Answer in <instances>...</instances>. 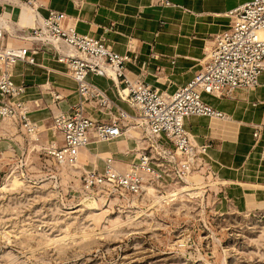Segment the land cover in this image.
I'll return each mask as SVG.
<instances>
[{
  "label": "rangeland",
  "instance_id": "374dc122",
  "mask_svg": "<svg viewBox=\"0 0 264 264\" xmlns=\"http://www.w3.org/2000/svg\"><path fill=\"white\" fill-rule=\"evenodd\" d=\"M73 87L70 98L77 100L69 107L78 103ZM125 105L139 117L134 106ZM37 110L28 117H49L47 109ZM17 120L0 119V264H264V189L247 186L260 171L214 161L210 150L222 145V136L197 135L201 144L193 137L196 145L209 147L186 165L174 150L172 156L161 150L146 129L133 128L140 124L134 117L124 119L120 138L133 140V149L114 157L141 168L146 154L154 169L138 192L86 189L83 172H97L107 157L101 145L95 144L96 155L88 152L82 166L62 167L52 154V142L59 147L62 138L47 131L52 117L40 123L45 132L37 143ZM165 138L158 143L167 145ZM255 140L247 159L263 165L264 144Z\"/></svg>",
  "mask_w": 264,
  "mask_h": 264
},
{
  "label": "crops",
  "instance_id": "0c3cea01",
  "mask_svg": "<svg viewBox=\"0 0 264 264\" xmlns=\"http://www.w3.org/2000/svg\"><path fill=\"white\" fill-rule=\"evenodd\" d=\"M34 1L39 17L46 16L50 9L63 11L76 24L79 32L103 36L115 51L128 54L131 59L125 63V73L130 79L142 78L161 91L174 92L202 69L203 60L213 44L212 37L228 28L232 21L228 13L249 0H170L171 5H165L161 0ZM27 12L31 17L25 16ZM0 18H3L0 22L5 23L9 45L37 49L34 53L35 64L19 62L14 68L13 79L16 83L24 82L28 85V95L24 96L28 113L40 108L48 110L46 115L49 117H44V113L36 118L31 116L35 119L31 120L39 123L40 132H45L40 123L60 111L68 110L70 104L77 100L76 96L70 98L73 86L77 87V84L72 81L74 79L71 80L66 65L58 60L69 48L64 43H55L56 48L20 37L35 23L32 9L24 0L0 1ZM89 80L103 89L118 105L131 111L125 105L127 101L120 99L111 79L90 75ZM260 83L256 88L239 89L230 97L217 98L204 94V100L225 112L229 119L193 116L186 120V128L199 144L197 135L222 136V145L210 150L214 161L227 168L243 167L249 172L258 169L260 173L254 178H258V185L254 183L256 185L247 186L264 189V164L247 159V155L256 146V131L259 132L261 145L264 144V74ZM116 93L118 100L115 98ZM56 95L61 98L58 100ZM85 105L92 118L109 119L105 113L106 116L96 113L98 107L94 102ZM89 108H93V112ZM98 110L104 111L100 108ZM48 130L52 131L51 126ZM38 141L39 135L35 143ZM116 141L118 143L115 145H105V142L92 139L87 147L81 149L79 165L86 163L88 152L96 155L89 146L100 144L101 153L107 157L97 169H103L108 157L116 160L118 168L125 169L126 164L114 155L129 154L133 149V140L130 142L120 138ZM138 155L139 152H135L132 157L137 159Z\"/></svg>",
  "mask_w": 264,
  "mask_h": 264
},
{
  "label": "built area",
  "instance_id": "2783aa9c",
  "mask_svg": "<svg viewBox=\"0 0 264 264\" xmlns=\"http://www.w3.org/2000/svg\"><path fill=\"white\" fill-rule=\"evenodd\" d=\"M161 1L171 5L170 0ZM229 14L232 21L228 28L214 35L202 69L174 92L161 91L142 78L130 79L125 73V63L131 57L115 51L103 36L79 32L65 12L50 9L44 17L37 15L38 24L28 27L30 35L26 37L27 40L55 47V43H64L69 50L58 60L66 65L78 92L85 97V101L95 102L98 108L110 109L108 120H96L89 115L85 103L80 101L68 111L53 116L54 129L63 136V144L52 148L54 159L77 165L76 156L81 147L89 144L93 137L111 139L119 136L123 133V120H131L127 110L89 80L90 75H97L111 80L116 77L115 88L118 92L120 88L127 87V97L138 111L140 124L152 134L172 141L177 154L184 157V164H194L198 150L190 141L186 120L197 115L213 118L227 116L205 101L203 95L230 97L239 89L258 87L264 74V0H249ZM5 28L1 22L0 116H17L20 122H24L21 126L34 131L29 113H25V101L18 99L26 92V83H16L13 72L19 62L35 64L34 53L37 49L9 45ZM113 108L116 114H112ZM255 137H259L258 132ZM208 147L204 145L203 150ZM115 161L113 157H108L102 172L93 170L84 173V188L111 186L138 192L143 186L141 172L154 169L146 154L140 160L141 168L127 165L125 171L117 172Z\"/></svg>",
  "mask_w": 264,
  "mask_h": 264
},
{
  "label": "bare ground",
  "instance_id": "6f19581e",
  "mask_svg": "<svg viewBox=\"0 0 264 264\" xmlns=\"http://www.w3.org/2000/svg\"><path fill=\"white\" fill-rule=\"evenodd\" d=\"M0 1H7V0H0ZM26 2V4H28L29 5V7H31V9L33 10V12H32V17L34 16V21H35V23H34V25H32L31 27H33V26H37V21H36V18H37V15H38V11L36 10V4H35V1L34 0H28V1H25ZM229 14V13H228ZM229 16H230V14H229ZM3 24H4V26H5V23L3 22V21H1ZM0 22V23H1ZM6 29V28H5ZM28 35H30L29 34V31H27V33L25 34V35H23V36H20V37H22L23 39H25V40H27V38H28ZM263 35V34H262ZM27 37V38H26ZM0 69H1V65H0ZM111 74H113L114 75V72L112 71V73ZM113 82H114V84H115V82H117L118 81V79L116 78V77H114V80H112ZM252 89V88H251ZM78 91V90H77ZM128 91H129V89L127 88V87H124V88H120V92H118V95H119V97H120V99L121 100H123V101H127L128 103H130V105L131 106H134L133 105V103H132V101L131 100H129L128 99V97H127V94H128ZM78 93V103L80 102V101H83L85 104L86 103H88L89 101H85V97H83L79 92H77ZM24 96L25 95H21L20 97H18V99H20V100H24ZM56 97L57 98H61V96L60 95H56ZM215 97H217V98H221L222 96H215ZM25 101V100H24ZM95 103V102H94ZM25 105H26V102H25ZM97 107V106H96ZM135 107V106H134ZM71 107H69V109H70ZM136 108V107H135ZM25 113L27 114L28 113V106L26 105L25 106ZM68 109V110H69ZM100 109H102V108H100ZM68 110H66V111H68ZM66 111H60V112H58V113H56V114H54V115H52L51 117L53 118V116H55V115H57V114H59V113H62V112H66ZM104 111L106 112V113H108V114H110V109H104ZM130 114V119L131 118H135V120H137V122L138 123H140V121H141V118L140 117H138L137 116V114H132V113H129ZM197 116H203V115H197ZM204 117H206V116H204ZM210 118H213V117H210ZM0 119H3V120H8V121H14V120H16V121H18L17 119H18V117L17 116H15V117H10V116H0ZM218 119H224V120H228L229 118H228V116H226L225 118H218ZM206 120V119H205ZM205 122V121H204ZM30 124L35 128L34 130H36V131H33V132H29L28 130H27V128H25L24 126H21V128H22V130H24L26 133H28V136L30 137V138H33V137H35L36 138V140H38V135H39V133H40V126H39V123L37 122V121H33V120H31L30 119ZM133 125V124H132ZM133 128H139V129H141L142 131H143V129H146V131L148 132L147 134H148V136H150V137H152V138H154V141H156V143L158 144V147H160V149H162L163 151H166L170 156H172V150H174V152L175 153H177V150L175 149V147H174V145H173V143H172V141H170V140H167V138H165L164 140L166 141V143H167V145H163L162 143H158L159 142V137H160V135H154V134H152L151 132H150V130H148L147 129V127H145L144 125H141V124H139V125H133ZM51 129H52V131H53V133L54 134H57L60 138H62V143H61V145L63 144V136H62V134L61 133H59L58 131H55V129H54V126H53V120H52V124H51ZM28 131V132H27ZM123 134H124V132L123 133H121L119 136H117V137H114V138H111V139H102V138H99V137H93L92 139H94L95 141H98V142H110V141H114V140H116V139H118V138H120L121 136H123ZM254 136H255V133H254ZM190 141H191V143L193 144V146L196 148L197 147V150H198V152H202V150H203V146L204 145H206V144H202L201 146H199V145H196L195 143H194V141H193V139H192V137H191V135H190ZM259 138V137H258ZM35 140V141H36ZM168 141V142H167ZM91 142H92V140H91ZM91 142H89V144L91 143ZM53 145V147L52 148H54V147H56V143H52ZM89 144H87V145H84L83 147H81L80 148V150L77 152V158H78V163H77V165H75V166H80L79 165V157H80V152H81V149H83V148H85V147H87ZM60 145V146H61ZM90 147H92L91 149L92 150H94V151H97V149H98V146H90ZM202 149V150H201ZM193 152H194V149H193ZM101 153V152H100ZM179 154V153H178ZM208 155V154H207ZM59 164H60V166H62V167H64V166H69V168L71 167V166H73L74 164H69V163H67V162H58ZM104 166H105V163H104ZM104 166H103V169L102 170H100V169H97V170H99L100 172H102L103 170H104ZM127 168V167H126ZM126 168L125 169H120V168H118L116 165H115V169H116V171L117 172H119V171H121V172H123V171H125L126 170ZM93 170H95V169H92V170H88V171H84L83 173H88V172H90V171H93ZM147 173V172H146ZM146 173L144 172V171H142L141 172V175H142V178H143V180H145V178H146ZM82 188H84V186H82Z\"/></svg>",
  "mask_w": 264,
  "mask_h": 264
}]
</instances>
